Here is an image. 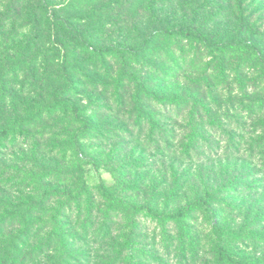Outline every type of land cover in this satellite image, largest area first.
<instances>
[{
    "label": "rangeland",
    "instance_id": "374dc122",
    "mask_svg": "<svg viewBox=\"0 0 264 264\" xmlns=\"http://www.w3.org/2000/svg\"><path fill=\"white\" fill-rule=\"evenodd\" d=\"M42 1L0 0V77L10 79L15 73L12 87L20 90L15 100L20 112L7 119L3 112L0 130L14 123L15 117L27 125L24 117L38 112L40 106L29 114L23 111L36 102L45 104L54 85L48 81L38 91L29 82L20 84V71L30 67L40 77L41 70L52 73L63 64L68 73L79 64L90 69L88 65L98 57L94 50L114 48L128 41V35L139 42L182 25H193L217 42L246 41L257 48L242 49L221 61L193 40L165 41L162 50L174 57L168 69L184 70L183 77L187 76L167 82L168 91L191 88L193 69H207L211 95L222 106L228 96L238 102L242 93L244 99L264 103V0H137L132 15L125 16L123 29L109 27V20L99 24L91 18L89 0H80L74 11H61L64 20L76 17L68 27H73L77 38L68 29L67 46L60 42L64 37L59 28L67 26L58 19L56 8L69 7L71 0H47L46 5ZM108 1H97L98 7ZM126 23L137 28L129 34ZM79 38L89 39L94 50L87 51ZM113 50L103 57L118 60L120 55ZM32 58L36 62L28 66ZM221 70L227 77L219 84L223 77L216 81L213 77ZM1 99L5 95L0 89ZM106 99L102 111L95 115L87 111L93 118L86 130L80 117H65L60 110L55 121H39L36 116V130L28 136L19 132L18 122L10 137L0 140L4 196L0 264H229L220 262L219 242L245 264H264V158L259 153L240 156L260 136L259 126L258 132L241 138L240 155L221 156L226 141L219 138L217 156L186 160L179 156L185 137L183 117L160 123L165 133L169 131L171 148L164 152L153 148V124L148 116L135 112L136 105L127 96L121 109L112 108L109 95ZM78 100L86 106V98ZM256 112L260 116L246 129L255 130V121L264 119V106ZM100 185L111 201L104 199ZM77 193L80 200L74 198ZM205 193L213 196L212 211H197L182 220L167 221L130 210L132 205H148L161 215L172 214Z\"/></svg>",
    "mask_w": 264,
    "mask_h": 264
},
{
    "label": "trees",
    "instance_id": "16d2710c",
    "mask_svg": "<svg viewBox=\"0 0 264 264\" xmlns=\"http://www.w3.org/2000/svg\"><path fill=\"white\" fill-rule=\"evenodd\" d=\"M79 1L80 0H71V2H69V7L66 5L56 8L60 13L58 19L60 22L63 21L66 23L65 25L67 26L65 28L62 26V28L58 27L61 29H58L60 36L64 37L60 42L66 44V46L68 44L66 39V36H68V29L71 31L70 34L74 33L75 38H77L75 30L72 29L73 27H68V23H71L76 17H70V21H68V19L64 20L61 11L64 13L68 12L69 8L74 11V9H76L75 3ZM97 1L99 0H89L91 11L94 12L91 18L94 17L93 19L98 20L99 24L102 23L103 20H106V22L109 20V27L117 26L121 29L125 26V16L132 15L130 12L136 7V3H138L137 0H110L98 7L99 2ZM42 2L44 3L43 5H46L45 3H47V0H43ZM50 14H48V17H50ZM98 16H100V18H97ZM133 19L136 18L133 17ZM132 25H126L125 29L129 34L132 30L135 31L137 28H135V26L132 27ZM105 26L107 27V23ZM140 30L141 29H139L137 33H139ZM127 37L128 39L126 40L128 41H120V43L114 45V48L109 46L97 50L92 49L91 41L86 39L87 37L79 38L83 44H86L85 47L87 51L94 50V53L98 56L94 59L93 64L90 63L88 65L90 69H84L86 65L80 67L79 64L72 69L71 73H68V66L63 64L57 67V69H54L52 73H47L49 69L41 70L42 74L40 77H36L33 69H30V67L25 71H20L23 73L20 84L29 82V85L38 91L43 90L42 88L45 87L48 81H53L54 85L52 89L49 90V94L44 100L45 104L36 102L35 105L32 106V110L27 108L23 111L24 114H29L31 111L37 109V105L40 106L38 112L35 111L32 116L26 115L24 117L29 120V123H27V125L21 123L22 118L15 117L13 119L15 121L14 123L6 125L0 130V140L8 139L18 122L19 132L22 135L28 136L29 131L36 130L33 121L36 116H38L37 118H39V121H55L54 118L56 117V113L60 110L63 111L65 117H80L86 130L90 128L93 118L87 115V111L92 112L93 115H95L97 111H102L107 104L106 98H108V95L109 99L113 100L112 108L115 106L121 109L125 105L127 96V98H129L127 100H129L132 105H136L135 112H137L139 116L142 114L148 116L149 122L153 124V148L156 147L160 151L168 152L171 148L168 143L169 131L165 133L166 130H164V127L160 126V123L166 118H171L172 120L181 119L183 117L185 122L183 127L185 137L182 139L183 147L179 156L185 157L186 160H191L195 157L201 158L203 154H208L213 157L217 156L219 138L226 141V146L221 156H229V158H231L240 155L238 147L241 138L245 135L249 136V134L258 132L256 131L258 126L261 130L260 136L253 139L252 145L249 144L247 146L248 149L244 150L240 156L244 157L246 153L251 156L253 153H259V156L264 158V119L255 121V130L246 129V126H248L247 124L251 121L254 122L253 118L257 115L260 116V114L256 112V109L258 108V112H262L264 103L257 100L250 101L244 99V94L242 93L238 102L231 101V98L228 96L225 101L226 104L222 106L221 102L211 95L213 83L208 79L206 73L207 69H193L194 73L190 75L193 79L188 81L191 88L182 91L177 90L175 92H171V90L168 91L169 88L165 86V84L169 81L177 82L180 76L183 77L185 75V71L168 69V66L171 65L169 62L174 60V57L168 55L167 52L165 54V50L161 48L162 43L165 41L189 39L202 45L205 50L212 51L221 61H224L229 59V56L242 49L256 50L257 47L255 44H248L246 41L238 43L217 42L193 25H182L177 28H169L159 33L148 35L139 42L132 41L130 35ZM33 39L35 40L36 37L34 36ZM75 41L77 43V39H75ZM71 48L73 54L78 52L74 45ZM113 49H117L116 53L120 55L118 60L113 61V59L103 57L104 54L107 55L113 52ZM77 56H80V54ZM63 57V61L68 60V54H64ZM35 62L36 59L32 58L28 66L33 65ZM98 64L100 65L98 66ZM218 71H220V69H218ZM12 74L10 79L0 77V89L5 95V100H0V115L3 116V112L5 113L3 119L17 116L20 112V109L15 105V100L20 95V90L15 91L14 87H12L13 81L16 78L14 76L15 73ZM240 74L241 73L235 74V78H239ZM225 77L227 76L224 74V70H221V73L219 75L217 73L216 76L213 77V80L216 81L222 78V81L219 83L221 84L226 82ZM183 78L185 79L187 76ZM106 81H109V83ZM237 81L240 82L238 79ZM101 86L104 91H100ZM98 90L100 93L93 96L92 94H95ZM201 92L203 94H201ZM79 97L86 98V106L83 107L80 105L78 102ZM89 108H92V110ZM8 109L10 110L8 111ZM152 109L154 110L152 111ZM61 120H64V118ZM229 125H232L236 129H230ZM166 126L167 125H165V127ZM99 187L104 199L111 201V197L108 195L105 188L102 185ZM81 197L80 193L74 195V198L77 200H80ZM212 198V194L205 193V196H198L193 202L187 204L182 209L166 215H161L153 211L148 205H132L130 210H132L133 214H139L145 211L167 221L173 219L182 220L197 211L207 210L211 212L212 202L214 201ZM3 199L4 196L0 190V203ZM73 202L76 203V201ZM3 228L4 226L0 225V235L2 234ZM218 247L220 262L245 264L243 260L237 259L231 255L220 242Z\"/></svg>",
    "mask_w": 264,
    "mask_h": 264
}]
</instances>
